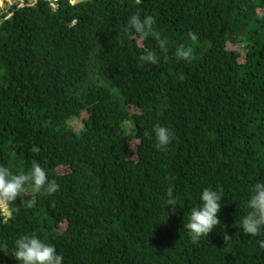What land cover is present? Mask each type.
Wrapping results in <instances>:
<instances>
[{
  "label": "trees",
  "instance_id": "1",
  "mask_svg": "<svg viewBox=\"0 0 264 264\" xmlns=\"http://www.w3.org/2000/svg\"><path fill=\"white\" fill-rule=\"evenodd\" d=\"M135 13L154 17L167 60L127 30ZM182 43L192 62L175 58ZM147 51L157 65L139 61ZM157 124L173 133L163 149ZM33 161L59 189L26 186L0 210V264H19L15 241L32 234L63 264H264V231L240 228L264 181V0H13L0 13V165ZM205 188L222 190L221 225L193 241L183 226Z\"/></svg>",
  "mask_w": 264,
  "mask_h": 264
},
{
  "label": "clouds",
  "instance_id": "2",
  "mask_svg": "<svg viewBox=\"0 0 264 264\" xmlns=\"http://www.w3.org/2000/svg\"><path fill=\"white\" fill-rule=\"evenodd\" d=\"M155 23L153 16L146 15L141 18L139 13H135L128 20L127 30L134 32L141 42L149 37L155 39L158 48L167 60L168 40L161 38L160 33L154 29ZM188 38L192 42L198 40L197 34L194 32H189ZM174 55L177 60L187 62L196 59L194 48L183 43L176 47ZM139 61L142 65H157L159 63L158 56L153 51H147L140 55ZM153 133L158 149L166 148L173 139L172 131L159 124L154 126ZM146 135L148 134L146 133ZM26 186H31L32 190L37 193L43 191L47 195H52L59 189L56 181L49 180L47 172L36 161L32 162L27 172L19 173L13 172L7 166L0 165V207L12 205L26 191ZM167 197V205L171 206L170 211L174 215L177 201L171 187L167 190ZM222 197V190L205 188L201 192L199 205L190 210L188 222L183 226L193 241L208 237L209 233L221 225L218 213L221 210ZM33 205L34 201L28 202L29 207ZM246 207L248 212L241 218L240 228L247 235L259 236L264 231V181L256 182L251 186ZM224 227L226 228V226ZM231 238L226 232L224 233V242ZM258 243L261 248H264V240H260ZM14 257L19 264H63V256L57 253L55 246L44 242L36 234L24 235L15 241Z\"/></svg>",
  "mask_w": 264,
  "mask_h": 264
},
{
  "label": "rangeland",
  "instance_id": "3",
  "mask_svg": "<svg viewBox=\"0 0 264 264\" xmlns=\"http://www.w3.org/2000/svg\"><path fill=\"white\" fill-rule=\"evenodd\" d=\"M70 2L71 3H74L75 1L74 0H72V1L70 0ZM7 4H8V1L6 2V1L0 0V13H2V11H3L4 8H6ZM70 125H72L76 130L79 129V127H80L79 122H76V121L70 122ZM5 215L7 217L9 215V213L6 211L5 212Z\"/></svg>",
  "mask_w": 264,
  "mask_h": 264
},
{
  "label": "flooded vegetation",
  "instance_id": "4",
  "mask_svg": "<svg viewBox=\"0 0 264 264\" xmlns=\"http://www.w3.org/2000/svg\"><path fill=\"white\" fill-rule=\"evenodd\" d=\"M2 1H6V2L8 1V4H7L6 8H4V9H9L11 3L13 2V0H2ZM28 2H29V1H28Z\"/></svg>",
  "mask_w": 264,
  "mask_h": 264
},
{
  "label": "built area",
  "instance_id": "5",
  "mask_svg": "<svg viewBox=\"0 0 264 264\" xmlns=\"http://www.w3.org/2000/svg\"><path fill=\"white\" fill-rule=\"evenodd\" d=\"M0 210L3 214H5V212L7 211V207H0Z\"/></svg>",
  "mask_w": 264,
  "mask_h": 264
},
{
  "label": "water",
  "instance_id": "6",
  "mask_svg": "<svg viewBox=\"0 0 264 264\" xmlns=\"http://www.w3.org/2000/svg\"><path fill=\"white\" fill-rule=\"evenodd\" d=\"M29 2H32L33 0H28ZM72 1V0H71ZM75 2L74 3H79L81 2L82 0H74Z\"/></svg>",
  "mask_w": 264,
  "mask_h": 264
}]
</instances>
